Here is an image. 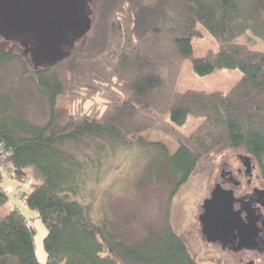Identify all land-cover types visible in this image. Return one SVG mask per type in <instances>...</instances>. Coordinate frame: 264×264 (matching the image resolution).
Wrapping results in <instances>:
<instances>
[{
  "label": "trees",
  "instance_id": "obj_1",
  "mask_svg": "<svg viewBox=\"0 0 264 264\" xmlns=\"http://www.w3.org/2000/svg\"><path fill=\"white\" fill-rule=\"evenodd\" d=\"M259 2L95 0L94 6L90 0L96 9L81 49L43 69L12 49L18 42L0 37L12 45L0 47V69L21 64L49 107L44 124L32 123L0 76V210L10 200L2 171L25 182L34 168L42 181L21 197L48 231L47 264H200L170 226L139 242L116 236L108 218L97 216L98 191L93 199L83 194L86 177L97 175L102 162L82 159L72 146L93 141L102 143L98 152L125 145L159 149L164 169L179 179L171 198L218 149L250 157L264 179V51L239 42L264 43ZM205 35L216 48L197 58L193 44ZM188 65L197 77L235 70L241 78L221 83L227 90L195 89L184 79ZM190 120L195 124L187 134ZM147 132L170 137L178 150L147 143ZM33 240L19 210L0 216V264H40Z\"/></svg>",
  "mask_w": 264,
  "mask_h": 264
},
{
  "label": "rangeland",
  "instance_id": "obj_2",
  "mask_svg": "<svg viewBox=\"0 0 264 264\" xmlns=\"http://www.w3.org/2000/svg\"><path fill=\"white\" fill-rule=\"evenodd\" d=\"M249 1H260L258 5L261 7L259 8L261 14L258 20L264 25V0L263 2L261 0ZM93 5L95 6V0ZM94 6L91 8L92 14L96 9ZM239 42L249 43L254 48L264 51V43L259 40L243 37ZM81 45L82 40L75 44L74 49L80 50ZM193 45H195L194 56L197 58L202 57L209 48H216L214 40L208 35H205L203 39H198ZM11 46V43L0 39V47L11 48ZM12 49L21 54L25 61H30V56L25 55L21 45L20 48L12 47ZM223 73L229 75H222ZM220 75L224 80L222 82L219 81L221 77L218 78V76L197 77L188 65L184 79L191 84L189 85L191 88L222 91L227 89L221 86V83L222 85L230 84L233 79L235 83L241 78L239 71L235 70L224 71ZM0 76L4 78L5 90L16 98L17 107L22 115L32 123L44 124L48 119L49 108L46 99L39 94L33 81L23 75L21 64L15 62L2 67ZM189 123L183 128L187 134L195 124L193 120ZM144 137L149 144L166 145L171 153H175L179 148L170 137L159 132H147ZM99 144L102 145V143ZM99 144L92 141L91 146L85 144L72 146V150L76 151L82 159L89 156L102 162L97 169V175H91L92 172L89 171L86 177L89 184L85 185L83 194L93 199V195H96L98 191L100 198L97 201V216L108 218L109 226L116 236L127 241L139 242L147 238L151 232L160 233L170 226L185 239L193 256L200 264H247L252 260L254 264H264L263 253L235 255L223 251L220 246L208 243L202 234V225L199 222V216L202 214L201 206L209 197L215 181V173L212 174V172L215 170L219 174V165L225 160L231 162L233 166H240L239 153L226 148L215 150L210 157L204 158L199 163L197 171L190 180L182 185L179 192L171 198L179 179L168 175L167 170L164 169L163 158L159 155V149L153 146L148 147L147 144L125 145L113 152L112 150L109 152L108 148L98 152ZM253 163L257 167L254 175L262 176L261 166L254 160ZM36 172L34 168H30L27 181L22 182L10 172L2 171L4 187H6L10 200L1 208L0 216L3 217L16 209L21 212L34 230L33 241L38 262L47 264L44 239L48 231L37 212L26 206L21 197L32 190V184L42 181L34 175ZM160 175L164 178L160 179Z\"/></svg>",
  "mask_w": 264,
  "mask_h": 264
},
{
  "label": "water",
  "instance_id": "obj_3",
  "mask_svg": "<svg viewBox=\"0 0 264 264\" xmlns=\"http://www.w3.org/2000/svg\"><path fill=\"white\" fill-rule=\"evenodd\" d=\"M90 0H0V37L18 42L35 69L54 67L73 51L91 30ZM245 166L252 159L245 157ZM232 191L215 187L205 200L201 216L202 234L209 242L225 238L238 224ZM215 237V239L213 238Z\"/></svg>",
  "mask_w": 264,
  "mask_h": 264
},
{
  "label": "flooded vegetation",
  "instance_id": "obj_4",
  "mask_svg": "<svg viewBox=\"0 0 264 264\" xmlns=\"http://www.w3.org/2000/svg\"><path fill=\"white\" fill-rule=\"evenodd\" d=\"M240 166H233L231 162L225 160L219 165V174L215 173V181L209 194L210 199L215 187L219 185L223 191H232L235 202L233 210L238 214V224L233 227L225 238H218L214 242L208 243L220 246L223 251L231 252L235 255L264 254V181L263 177L254 175L256 165L252 160V167L245 166V157L238 154ZM203 205L201 206V208ZM201 216L206 214V210L201 209ZM215 239V237L213 236ZM243 260V259H242ZM254 261L247 264H254Z\"/></svg>",
  "mask_w": 264,
  "mask_h": 264
}]
</instances>
